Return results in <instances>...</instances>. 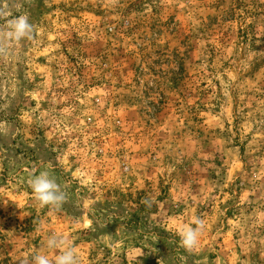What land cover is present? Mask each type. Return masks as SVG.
Wrapping results in <instances>:
<instances>
[{"label":"rangeland","instance_id":"rangeland-1","mask_svg":"<svg viewBox=\"0 0 264 264\" xmlns=\"http://www.w3.org/2000/svg\"><path fill=\"white\" fill-rule=\"evenodd\" d=\"M25 12L34 38L0 58V264L54 258L52 233L78 264H264V0ZM30 170L66 191L61 208L35 200Z\"/></svg>","mask_w":264,"mask_h":264},{"label":"clouds","instance_id":"clouds-1","mask_svg":"<svg viewBox=\"0 0 264 264\" xmlns=\"http://www.w3.org/2000/svg\"><path fill=\"white\" fill-rule=\"evenodd\" d=\"M21 7L22 0H0V19H4L7 26L0 33V58L14 60L17 54L16 45H22L23 42L34 38V29L29 15L26 12L14 14L15 9ZM30 175V187L35 200L41 206L61 208L67 199V193L50 172L40 171L37 174L36 171L30 170ZM193 224L194 227L189 225L179 232V242L188 251L199 246L204 221L197 217ZM44 247L52 251L54 258H50L43 251L34 249L27 259L20 256L18 264H78L75 246L63 235L50 234L46 238ZM57 250L61 251L57 252Z\"/></svg>","mask_w":264,"mask_h":264}]
</instances>
